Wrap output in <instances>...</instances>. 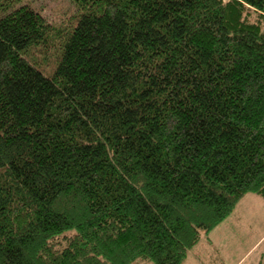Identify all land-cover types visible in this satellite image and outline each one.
Returning a JSON list of instances; mask_svg holds the SVG:
<instances>
[{
	"label": "trees",
	"instance_id": "trees-1",
	"mask_svg": "<svg viewBox=\"0 0 264 264\" xmlns=\"http://www.w3.org/2000/svg\"><path fill=\"white\" fill-rule=\"evenodd\" d=\"M16 1L0 0V264H182L264 200V0H72L60 28ZM46 40L50 76L22 55Z\"/></svg>",
	"mask_w": 264,
	"mask_h": 264
},
{
	"label": "rangeland",
	"instance_id": "rangeland-1",
	"mask_svg": "<svg viewBox=\"0 0 264 264\" xmlns=\"http://www.w3.org/2000/svg\"><path fill=\"white\" fill-rule=\"evenodd\" d=\"M22 5L37 10L56 28L68 23L73 10L76 9L72 0H17L12 4L14 8ZM11 8H7V11ZM3 9L5 8H0V15L6 12ZM60 54L57 46L46 40L45 45H32L22 55L50 76ZM219 230L213 235L214 245H205L206 238L203 237L201 243L191 248L190 251L194 254L188 255L182 264H247V260L256 259L259 253L264 252V200L255 194L245 195ZM228 235H232V238L225 244L221 240L223 236L227 238ZM213 250L217 251L215 255ZM217 259L220 262H217ZM244 260L246 261L243 263Z\"/></svg>",
	"mask_w": 264,
	"mask_h": 264
},
{
	"label": "crops",
	"instance_id": "crops-1",
	"mask_svg": "<svg viewBox=\"0 0 264 264\" xmlns=\"http://www.w3.org/2000/svg\"><path fill=\"white\" fill-rule=\"evenodd\" d=\"M227 219V218H226ZM226 219L223 221V222H221L218 226H216L213 230H212V232H210L205 238H206V240H205V245H207V244H209L210 245V247H211V245H214V243H215V241H214V239H213V235H214V233L216 232V231H220L219 229H221V227H223V225H224V223H225V221H226ZM232 238V235H228L227 236V238H225L224 236H223V238H222V240L221 241H224L225 242V244L226 243H229V241H230V239ZM233 238H236L235 236H233ZM203 241V240H202ZM201 241V242H202ZM200 242V243H201ZM224 244V245H225ZM216 252L217 251H215V250H213V253H214V255L216 254ZM190 254H194V253H192L191 251H190ZM190 254H188V255H190ZM187 259V258H186ZM214 261H216L214 258H212ZM217 262H220V260L219 259H217ZM238 264V263H237Z\"/></svg>",
	"mask_w": 264,
	"mask_h": 264
}]
</instances>
